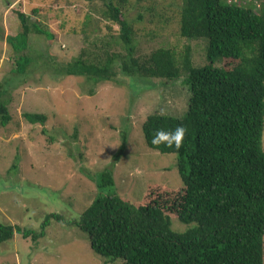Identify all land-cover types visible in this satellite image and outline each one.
<instances>
[{"label": "trees", "instance_id": "trees-1", "mask_svg": "<svg viewBox=\"0 0 264 264\" xmlns=\"http://www.w3.org/2000/svg\"><path fill=\"white\" fill-rule=\"evenodd\" d=\"M84 1L103 3V16L118 26L125 53L105 49L86 56L82 51L60 67L53 65L58 75L82 76L96 83L114 81L116 69L130 77H183L190 97L182 116L150 114L141 127L147 147L177 156L182 185H149L141 201L132 204L110 191L114 180L109 169L85 171L96 181L97 194L74 225L86 232L96 254L120 258L122 264H264V2L257 11L223 0H183L179 35L207 42L208 63L196 66L189 47L182 54L164 47L136 54V29L123 12L129 0ZM18 18L21 31L8 35L6 43L14 53L12 73L24 80L37 64L26 53L30 34L52 41L54 33L25 13H18ZM141 19L138 15L137 21ZM217 59L227 65L214 66ZM11 85L8 77L0 83L2 126L11 120L7 99L2 98ZM22 117L41 125L47 119L27 111ZM178 127L185 129L179 149L166 141L153 143L158 131L174 132ZM125 148L123 137L114 158ZM172 218L195 225L177 232L171 228ZM15 233L36 241L44 235V227L35 231L0 223V243Z\"/></svg>", "mask_w": 264, "mask_h": 264}, {"label": "rangeland", "instance_id": "rangeland-1", "mask_svg": "<svg viewBox=\"0 0 264 264\" xmlns=\"http://www.w3.org/2000/svg\"><path fill=\"white\" fill-rule=\"evenodd\" d=\"M223 1L257 11L264 2ZM182 3L129 0L123 12L136 29V54L159 47L182 54L189 47L194 65L208 63L205 39L179 35ZM104 9L100 1L0 0V83L8 77L13 84L2 97L7 99L11 120L0 125V223L35 231L44 227V235L36 241L15 233L1 242L0 264H122L120 258L96 254L86 232L73 223L97 194L96 181L85 171L109 169L114 180L110 191L132 204L141 201L149 185H182L177 156L147 147L141 127L150 114L179 117L185 113L190 92L183 77H130L116 69L114 81L96 83L82 76H60L53 70V65L60 67L82 51L86 56L105 49L125 53L119 28L105 19ZM18 13L54 33L52 41L30 34L26 53L37 64L29 68L24 80L12 73L14 53L6 43L8 35L21 31ZM213 65L227 64L217 59ZM25 111L45 114V124L28 123L22 117ZM123 137L126 148L115 159ZM51 214L61 219L47 220ZM194 225L171 219V228L177 232Z\"/></svg>", "mask_w": 264, "mask_h": 264}, {"label": "clouds", "instance_id": "clouds-1", "mask_svg": "<svg viewBox=\"0 0 264 264\" xmlns=\"http://www.w3.org/2000/svg\"><path fill=\"white\" fill-rule=\"evenodd\" d=\"M185 129L178 127L174 132H164L163 130L158 131L153 139V143L168 142L169 146L175 144V147L179 149L181 141L184 137Z\"/></svg>", "mask_w": 264, "mask_h": 264}]
</instances>
